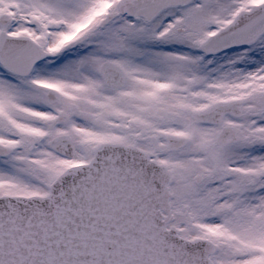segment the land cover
Instances as JSON below:
<instances>
[{"label":"snow or ice","instance_id":"obj_1","mask_svg":"<svg viewBox=\"0 0 264 264\" xmlns=\"http://www.w3.org/2000/svg\"><path fill=\"white\" fill-rule=\"evenodd\" d=\"M0 264H264V0H0Z\"/></svg>","mask_w":264,"mask_h":264}]
</instances>
